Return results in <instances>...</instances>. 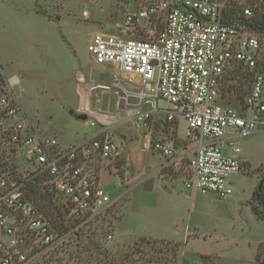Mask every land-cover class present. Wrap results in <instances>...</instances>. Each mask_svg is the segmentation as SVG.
Segmentation results:
<instances>
[{"label": "built area", "instance_id": "obj_1", "mask_svg": "<svg viewBox=\"0 0 264 264\" xmlns=\"http://www.w3.org/2000/svg\"><path fill=\"white\" fill-rule=\"evenodd\" d=\"M258 11L257 0L149 3L126 14L120 33L96 32L87 44L95 64L114 66L111 79L93 88L109 92L114 117L143 128V152L156 153L160 169L181 176L189 191L229 196L230 176L243 168L238 140L264 131V31L254 26ZM141 20L156 25L145 39L127 36ZM237 65L253 79L240 107L233 108L220 101L226 76ZM0 123L11 151L31 167L15 181H0V264H38L77 241L112 208L117 197L101 183L100 172L104 161L113 162L112 171L105 169L113 175L117 161L127 162V151L109 132L68 145L54 135L39 137L1 68ZM26 181L40 183L59 209L57 219L27 197ZM107 223L109 240L113 229Z\"/></svg>", "mask_w": 264, "mask_h": 264}, {"label": "rangeland", "instance_id": "obj_2", "mask_svg": "<svg viewBox=\"0 0 264 264\" xmlns=\"http://www.w3.org/2000/svg\"><path fill=\"white\" fill-rule=\"evenodd\" d=\"M161 1L167 0H64L60 12L63 15L62 22L58 23L54 18L47 22L41 16L25 19L19 24L20 34L14 48L1 50L5 57H12L11 62L1 63L6 67L8 75L18 79L16 88L22 105L34 120L39 121L41 128L45 129L43 131L57 134L63 144H70L84 135H90L95 129H98L96 131L101 135L109 131L110 137L117 140L116 142H123L125 136L122 134L127 131L122 127L113 128L112 131L110 127L116 125V119L108 118L109 123L96 122L93 126L75 116L77 107L83 103L80 90L83 91L84 88V84L76 78L75 69L81 68L86 81L91 78H106L107 73L92 64L93 60L87 50L90 35L100 30L113 33L116 31V24H123L127 13L135 12L149 3ZM114 5L119 7V11L113 13L111 10ZM57 6L58 4L55 10ZM139 24L135 29H127L126 35L145 39V31L156 25V22L150 25L141 20ZM139 26H143L142 29ZM119 28L125 29L122 26ZM61 35H64L69 45ZM103 82L101 80L97 83ZM97 83L90 86V89L94 90L93 93L100 95L99 103L96 102L95 105L108 107L109 95L93 88L92 85ZM229 84H234V89L227 91L228 86L225 84L220 102L239 108L236 83L233 81ZM89 93L91 94L90 91ZM94 98L96 99V96ZM119 122L120 125L126 123ZM178 134L182 137L185 134L183 120L179 121ZM136 137L132 131V143L128 146L129 161L122 159L115 163L117 171H113L114 177L105 171L106 168L112 171L114 163L103 162L101 183L107 185L112 195L117 197L112 208L101 220L94 222L89 228L86 227L77 241L57 250L54 256L45 255L38 264H45L46 261L49 264H180L184 241L146 237H138L132 241V225L139 229L151 230L156 236L172 235L179 239H183L188 232L200 233L202 236L193 240L190 238L185 246L186 257L190 263L195 259L198 262L196 264L200 262V257H191L193 253L196 256V253L215 252L218 255V264H255L256 246L264 240V221L254 219L248 201L252 190L261 180L264 181V131L238 140L239 156L249 162L243 161L241 172L231 176L233 193L229 197L219 199L213 192L191 190L190 197L186 199L182 193L181 176L162 170L164 178L178 179L174 182V187H170V192L163 190V181H155L161 196L153 208H145L139 203L135 191L134 198L128 203L126 215L119 223L125 213L128 192L134 185L132 180L126 182L125 178H131L144 166L147 168V175L155 170L157 174L161 172V169L157 168L160 163L158 155L152 152L144 153L143 134ZM30 168L21 153L15 154L11 151V146L5 139L3 123H0V181H15ZM31 183V188L27 181L24 183L27 197L41 211L51 213V216L57 219L56 214L59 212H55L49 195L43 191L40 183ZM39 193H45L46 196L40 197L42 195ZM51 205L54 208L52 212ZM108 221L109 229H113V234L116 231L117 236L106 240L104 228ZM95 243L98 247H94ZM99 250L107 251L110 259L113 256L116 259L106 261L104 255L98 253ZM124 253H129L130 256L125 257ZM209 262L204 260L202 264H214L211 257Z\"/></svg>", "mask_w": 264, "mask_h": 264}, {"label": "crops", "instance_id": "obj_3", "mask_svg": "<svg viewBox=\"0 0 264 264\" xmlns=\"http://www.w3.org/2000/svg\"><path fill=\"white\" fill-rule=\"evenodd\" d=\"M63 2H64V0H0V68L2 70V75L4 76V79L6 80L7 84L9 85V87L13 91L14 95L16 96L24 115L26 116L28 121L31 124H33L35 132L37 133V135L39 137H47V136L54 135L60 144L68 145V144H63L58 139L57 134H55V133L48 134L46 131H43L45 129L41 128L39 121L34 120V118L32 116H30L29 113L24 109L22 102H21L19 91L16 88V85L19 81L17 78H13L12 76L8 75L6 67L1 63V62H11L12 57H5L4 55H2L1 50H5V49L6 50H12L14 48L13 46L16 44V42L18 40V35L20 34L19 24L20 23L22 24L23 20L43 16L47 22L50 21L52 18L56 19V22H58V23L62 22V19H63L62 16L63 15L60 12H62V9H63V4H62ZM50 4H52V6H50ZM57 4H58V6H60V9H58V6H57V9L55 10V7ZM111 11H113V13H114V11H119V7H117V6L115 7V5H114ZM51 12H52V14H51ZM116 25H117L115 27L116 31L113 32V34L120 33V31L123 30V29H120L119 27L120 26L125 27V18L123 20V24L118 23ZM96 32H106V31H102V30L95 31L90 35V37ZM108 33H111V32H108ZM61 36H62V39L65 41V43L67 45H69V42L64 37V35H61ZM92 64L95 65L94 67H96L98 70L106 72L107 77L106 78L101 77V79H98V80H94L91 78L90 81H86V77H85L84 73L81 71V68L75 69L76 78H77L78 82L84 84L83 85V87H84L83 91L80 90V92H82V96H83L82 97L83 103H82V105L77 107V111L75 113V116L77 118H80L81 120L88 121V123L93 125V126L96 125L97 123H109L110 119L108 120V118L116 119L115 120V121H117V122H115L116 125L110 126V127H111V130L113 128L119 129L120 127H122V129L124 131H127V132H124L122 134L125 136V139H123L122 143L121 142H119V143H120L121 147L125 151H127V159L129 161L128 146L132 143V138H130V135L132 136V131H133V132H135V134L137 136L136 138L141 137V134H143L142 133L143 128L141 126H138L137 123H135L133 121L132 122L124 121L126 123H122V125L119 124L120 123L119 121L122 122L123 120H121L119 116L114 117L112 115L113 99H112L111 95L109 94V92H107V91L101 90V91L106 92L109 95V98H110V101L108 104L109 106L107 107V105H106L105 107H99L98 105H95L96 102L99 103L98 101L100 100V95H98L97 93H93L94 90L90 89V86H91V84L97 83L101 80L104 82L109 81L111 79V73L114 71V66H112V65H97L94 62H92ZM89 91L91 92V94L89 93ZM88 95L90 97H88ZM95 96H96V99L94 98ZM92 118H94V119H92ZM99 126L102 127V125H100V124H99ZM96 130H98V129H95L94 131H96ZM94 131L92 133H94ZM84 136H86V135H84ZM84 136H82V137H84ZM81 138H79V139H81ZM116 138H118V141H119L118 135L116 136ZM79 139H76L73 142H75ZM240 159L242 161L249 162L248 160H246L244 158L240 157ZM160 163H161V161H160ZM160 163L158 164L157 168H160ZM162 170H164V169H161V172L158 173L159 175L156 173V170L154 171V173L147 175L146 174L147 168H146V166H144L138 172L136 171L135 172L136 174H134V176H132L128 180V182H130V180H132V182H134V185L132 186V188L128 192L129 197H128V200L126 202L125 213H124L123 217L121 218V220H119V223H120V221H122L124 219L126 212H127L128 203L131 199L134 198L135 191H137L136 193L138 194V197H139L138 198L139 203H141V206L145 207V208H153V206H155L157 204V202L161 196V191L157 188V186H155V181H157L159 179L161 181H163V183H164L163 190L165 192H170V187L171 188L174 187V182L178 179L164 178L165 175L162 172ZM165 171L168 172L169 170L165 169ZM237 173H239V172H237ZM237 173H234L232 175H235ZM109 176H113V175L109 174ZM231 176H230V182H231ZM125 179H127V178H125ZM104 186L107 187V185H104ZM182 186H183L182 193H183L184 197L186 199H188L190 197L189 190L184 187L183 183H182ZM231 187H232V192L230 195H232V193H233L232 182H231ZM107 189H108V187H107ZM253 190H252V193H253ZM252 193H251V196H252ZM229 196H227V197H229ZM223 199H225V198H223ZM250 202H251V197H250L248 203H249L250 210L253 214L254 219L256 221H264V219L256 218L254 212L252 211ZM118 227H119V224H118ZM130 233H132V241L138 237H146V238H152V239L167 238V239H174L175 241L176 240L184 241V243L181 247L182 251L180 252V264H196V263H198L196 261V259L192 260L191 263L188 262V257H186L187 254L185 252V246L188 244L190 238H191V240H193V239H197L200 236H202L198 232H195V231L192 233L188 232V234H186L183 239H179V238H174V236H172V235H170V236H156V235L152 234L151 230H148L146 228H140L139 229L137 226L132 225V231ZM116 236H117V232L114 231L113 238H115ZM203 238H205V237H203ZM262 241H264V240H262ZM262 241H260V242H262ZM258 244L256 246L255 264H257L256 254H257ZM193 254L191 255L192 258L200 257L199 258L200 259L199 264H202L204 260H206L208 263H210L209 262L210 257L213 260L214 264H218V255L215 252L214 253L213 252L212 253H196L197 254L196 256Z\"/></svg>", "mask_w": 264, "mask_h": 264}, {"label": "trees", "instance_id": "obj_4", "mask_svg": "<svg viewBox=\"0 0 264 264\" xmlns=\"http://www.w3.org/2000/svg\"><path fill=\"white\" fill-rule=\"evenodd\" d=\"M257 6L261 11H258L255 18H254L255 19L254 26H255V28L259 29L260 31H264V0H257ZM252 79H253V73L248 72L246 70H243L241 66L237 65V66H234L232 71L226 76V79L224 82V88H225V84H226L228 86L227 91H231L232 89H234V84H229V83H232L234 81L236 83V86H235L236 89L235 90L237 91V94H236L237 98L236 99H238V103H241L243 101L245 94L247 93V91L250 87ZM263 182L264 181L261 180L257 184V186L255 187V189L253 190V193L251 196V202H250L252 211L254 212L256 218H258V219H264V183ZM28 185L30 188L32 187L31 184H28ZM39 195H42L40 197L46 196L45 193L44 194L39 193ZM42 199H44V198H42ZM42 199H40V200H42ZM53 207L56 209L55 212L58 213L59 209L57 207H55L54 204H53ZM53 207L51 205V210H50L51 212L54 209ZM142 239L144 240V238H142ZM135 243H137V242H135ZM93 245H94V247H98L97 243H95ZM57 252L58 251L55 250V251L49 253L48 257L54 256L55 253L57 254ZM98 253H100V254L102 253L104 255V258L106 261L107 260L112 261L115 258L113 256L110 259L108 256L109 253L105 250L104 251L99 250ZM173 255L175 256V253H173ZM123 256L129 257L130 254L124 253ZM58 260H60V259H58ZM256 260H257V264H264V241H262L258 244ZM45 264H49V263L46 261Z\"/></svg>", "mask_w": 264, "mask_h": 264}]
</instances>
